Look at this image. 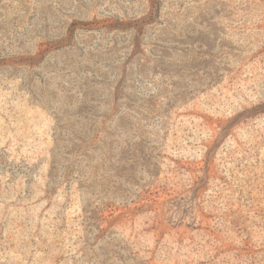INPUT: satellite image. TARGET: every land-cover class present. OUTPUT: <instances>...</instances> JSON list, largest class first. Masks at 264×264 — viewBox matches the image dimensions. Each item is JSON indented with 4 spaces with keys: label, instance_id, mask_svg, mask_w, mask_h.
I'll return each mask as SVG.
<instances>
[{
    "label": "rangeland",
    "instance_id": "obj_1",
    "mask_svg": "<svg viewBox=\"0 0 264 264\" xmlns=\"http://www.w3.org/2000/svg\"><path fill=\"white\" fill-rule=\"evenodd\" d=\"M0 264H264V0H0Z\"/></svg>",
    "mask_w": 264,
    "mask_h": 264
},
{
    "label": "trees",
    "instance_id": "obj_2",
    "mask_svg": "<svg viewBox=\"0 0 264 264\" xmlns=\"http://www.w3.org/2000/svg\"><path fill=\"white\" fill-rule=\"evenodd\" d=\"M158 12H159L158 8L151 12V21H153L155 19Z\"/></svg>",
    "mask_w": 264,
    "mask_h": 264
}]
</instances>
